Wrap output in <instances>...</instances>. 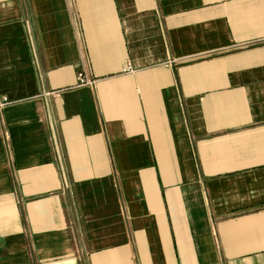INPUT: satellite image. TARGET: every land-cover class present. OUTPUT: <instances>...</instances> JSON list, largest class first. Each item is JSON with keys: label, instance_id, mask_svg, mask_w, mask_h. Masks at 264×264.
<instances>
[{"label": "crops", "instance_id": "0c3cea01", "mask_svg": "<svg viewBox=\"0 0 264 264\" xmlns=\"http://www.w3.org/2000/svg\"><path fill=\"white\" fill-rule=\"evenodd\" d=\"M0 264H264V0H0Z\"/></svg>", "mask_w": 264, "mask_h": 264}, {"label": "built area", "instance_id": "2783aa9c", "mask_svg": "<svg viewBox=\"0 0 264 264\" xmlns=\"http://www.w3.org/2000/svg\"><path fill=\"white\" fill-rule=\"evenodd\" d=\"M78 80L80 85H86L91 86L94 84V80L87 76L86 71L83 69L81 72H79ZM7 102V99H4V103Z\"/></svg>", "mask_w": 264, "mask_h": 264}]
</instances>
